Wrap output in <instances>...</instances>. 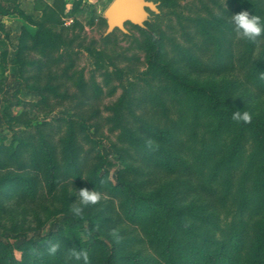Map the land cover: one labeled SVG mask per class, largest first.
Listing matches in <instances>:
<instances>
[{
	"label": "rangeland",
	"instance_id": "374dc122",
	"mask_svg": "<svg viewBox=\"0 0 264 264\" xmlns=\"http://www.w3.org/2000/svg\"><path fill=\"white\" fill-rule=\"evenodd\" d=\"M111 1L80 0L75 11L61 12L62 28L55 30L61 39L47 55L32 49L34 26L26 21L2 39L10 53L0 71V134L7 145L14 134L19 147L15 158L0 154V264H85L76 258L80 252L87 264H103L104 248L85 232L87 218L117 242L115 264L133 258L166 264L168 257V264H180L184 255L171 245L177 236L168 224L169 206L219 209L188 168L184 108L191 96L149 64L151 31L161 36V60L184 81L213 87L223 106L264 121V91L246 79L256 58L264 64V34L246 52V39L231 23L242 11L237 1L173 0L148 27L126 22L127 32L105 34ZM250 1L264 17V0ZM4 110L14 121L2 117ZM248 139V149L260 143L251 132ZM233 174L237 183L242 170ZM84 187L101 199L80 205L74 194ZM67 218L80 225L73 227L80 246L61 238L67 225L60 220ZM26 237L38 242L34 249L19 247Z\"/></svg>",
	"mask_w": 264,
	"mask_h": 264
},
{
	"label": "trees",
	"instance_id": "16d2710c",
	"mask_svg": "<svg viewBox=\"0 0 264 264\" xmlns=\"http://www.w3.org/2000/svg\"><path fill=\"white\" fill-rule=\"evenodd\" d=\"M173 0H159L158 12L149 11V18L144 25H135L145 28L149 25L152 17L158 16L160 7ZM242 11L247 10L250 14H256V10L250 0H235ZM65 0H56L55 6L46 2L41 4V16L34 20L21 9L16 8L17 13L31 26L34 31L30 35L31 47L40 56L54 52L61 39L56 29L62 28L63 20L61 12L65 8ZM78 2H73L72 11H75ZM0 13L7 14L9 10L2 6L0 1ZM76 23V22H74ZM4 37L8 33L0 25ZM4 46L5 43L3 42ZM148 61L156 70L160 71L167 79L172 80L175 85L186 89L190 101L184 108L187 129V142L190 155L188 168L197 172L205 186V190L213 194L219 209L197 210L192 205L178 207L170 205L168 210L172 211L169 226L174 230L175 238L171 245L178 247L179 252L184 255L180 264H264V176L260 178V166L264 168L262 161L264 142V121L256 115L250 114L243 108L225 107L222 97L217 89L210 86H200L196 83L184 81L183 78L170 66L168 62L161 60V36L150 32ZM244 49L250 53L253 41L245 40ZM227 53V50L225 51ZM230 53V52H229ZM222 54V50H221ZM8 50L0 53V71L7 64ZM262 57L256 58L255 63L247 70V81L264 91V64ZM235 111L248 112L251 120L248 123L237 122L232 119ZM2 112V117L14 121L15 116ZM250 132L255 140L260 141L253 149H248L246 142L249 140ZM16 143V144H15ZM19 142L13 134L9 144H4V136L0 134V154L8 153V159L16 157ZM178 160V158H176ZM109 164L113 162L108 161ZM5 160L0 157V165ZM167 167L172 168L170 162ZM242 170L241 179L236 183L234 172ZM148 200V199H147ZM157 201L161 203L160 199ZM164 205V202H162ZM66 230L61 238L66 242L80 244L77 233L73 227H77L78 221L73 218L61 219ZM85 232L89 239L104 248L105 257L103 264H115L118 255L117 242L105 232L95 227L94 223L87 218ZM254 230L249 235V228ZM159 237L156 230L152 232ZM47 241V237L44 238ZM38 242L32 237H26L20 244L21 249L32 247L34 249ZM80 246V245H79ZM163 253V251H161ZM164 254L170 252L164 250ZM151 262L161 264L155 258ZM131 264H139V260L133 258ZM145 264L147 260H142ZM169 257L166 259V264ZM165 264V263H164Z\"/></svg>",
	"mask_w": 264,
	"mask_h": 264
},
{
	"label": "clouds",
	"instance_id": "9594fccd",
	"mask_svg": "<svg viewBox=\"0 0 264 264\" xmlns=\"http://www.w3.org/2000/svg\"><path fill=\"white\" fill-rule=\"evenodd\" d=\"M231 23L238 36L242 39L254 42L259 36L264 34V17L250 14L247 10L232 15ZM232 119L237 122L243 121L248 123L251 120V116L246 111H235L232 113ZM74 195L76 197L75 201L79 200V204L82 206L94 205L101 199V193L96 191L95 188L91 190L87 187L80 188ZM73 212L79 215L82 212V207H74ZM50 251L54 253L56 251V246L53 245ZM75 255L77 259H80L82 256L85 264H87L88 256L86 253L80 252Z\"/></svg>",
	"mask_w": 264,
	"mask_h": 264
},
{
	"label": "water",
	"instance_id": "95a60500",
	"mask_svg": "<svg viewBox=\"0 0 264 264\" xmlns=\"http://www.w3.org/2000/svg\"><path fill=\"white\" fill-rule=\"evenodd\" d=\"M148 10L157 13V3L151 0H112L104 12L107 23L105 34L114 28L127 32L126 22L143 26L149 18Z\"/></svg>",
	"mask_w": 264,
	"mask_h": 264
},
{
	"label": "crops",
	"instance_id": "0c3cea01",
	"mask_svg": "<svg viewBox=\"0 0 264 264\" xmlns=\"http://www.w3.org/2000/svg\"><path fill=\"white\" fill-rule=\"evenodd\" d=\"M2 2V6L9 10L7 14L0 13V25L4 29V31L8 32L7 29L9 27H15L16 23H20V26L23 25V21H25L16 11V8L21 9L25 14L29 15L32 19L36 20L41 16V4L42 2H46L51 6H55L56 0H0ZM65 8L64 11H70L73 7V2H78L80 0H65ZM86 1V0H85ZM30 25V24H29ZM6 41V38L3 36V32L0 30V53L4 49L8 50V54L10 53L8 47L4 46L3 40ZM9 61L7 56V62ZM1 107V105H0Z\"/></svg>",
	"mask_w": 264,
	"mask_h": 264
}]
</instances>
